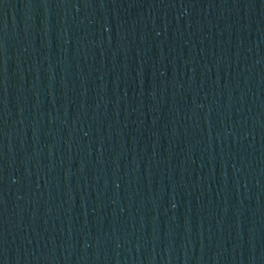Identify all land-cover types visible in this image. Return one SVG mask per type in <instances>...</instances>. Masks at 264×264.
I'll return each instance as SVG.
<instances>
[{
	"label": "water",
	"instance_id": "1",
	"mask_svg": "<svg viewBox=\"0 0 264 264\" xmlns=\"http://www.w3.org/2000/svg\"><path fill=\"white\" fill-rule=\"evenodd\" d=\"M0 264H264V0H0Z\"/></svg>",
	"mask_w": 264,
	"mask_h": 264
}]
</instances>
